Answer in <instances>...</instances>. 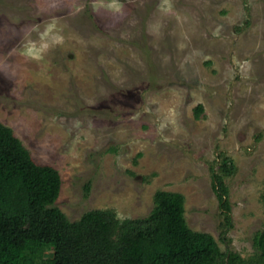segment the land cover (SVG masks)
Returning <instances> with one entry per match:
<instances>
[{
  "label": "rangeland",
  "instance_id": "374dc122",
  "mask_svg": "<svg viewBox=\"0 0 264 264\" xmlns=\"http://www.w3.org/2000/svg\"><path fill=\"white\" fill-rule=\"evenodd\" d=\"M0 120L59 170L71 220L143 217L177 191L192 229L248 257L264 229V0H0Z\"/></svg>",
  "mask_w": 264,
  "mask_h": 264
},
{
  "label": "trees",
  "instance_id": "16d2710c",
  "mask_svg": "<svg viewBox=\"0 0 264 264\" xmlns=\"http://www.w3.org/2000/svg\"><path fill=\"white\" fill-rule=\"evenodd\" d=\"M203 104L195 108L200 117ZM213 186L231 221L224 157ZM229 167V168H228ZM59 170L38 163L13 128L0 120V264H264V229L253 236L255 253L223 250L213 234L194 230L183 193L157 190L143 217L120 219L112 208L88 210L71 220L57 205Z\"/></svg>",
  "mask_w": 264,
  "mask_h": 264
}]
</instances>
